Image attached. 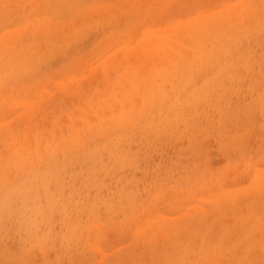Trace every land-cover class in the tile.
Masks as SVG:
<instances>
[{
    "label": "rangeland",
    "instance_id": "rangeland-1",
    "mask_svg": "<svg viewBox=\"0 0 264 264\" xmlns=\"http://www.w3.org/2000/svg\"><path fill=\"white\" fill-rule=\"evenodd\" d=\"M0 264H264V0H0Z\"/></svg>",
    "mask_w": 264,
    "mask_h": 264
},
{
    "label": "bare ground",
    "instance_id": "bare-ground-1",
    "mask_svg": "<svg viewBox=\"0 0 264 264\" xmlns=\"http://www.w3.org/2000/svg\"><path fill=\"white\" fill-rule=\"evenodd\" d=\"M177 31H179V30H177ZM177 31H176V32H177ZM182 31H183V30H182ZM180 32H181V31H180ZM185 32H186V31H185ZM183 33H184V32H183ZM183 33H181V35H184ZM173 35H174V34H173ZM178 35H179L178 37L181 36L179 33H178ZM169 36H171V35H169ZM169 36H168V37H169ZM165 37H166V35L164 36L163 39H165ZM171 37H172V36H171ZM171 37H170V38H171ZM163 50H164V49H163ZM168 54H169V53L167 52V55H168ZM171 72H172V70H171ZM171 72H169V73H171ZM169 73H168V75H169ZM169 78H171V76H169V77L167 78V80H169ZM134 87H135V86H134ZM135 88H137V86H136ZM135 90H136V89H135ZM138 101H139V100H138ZM128 104H129V103H128ZM133 105H134V104H133ZM127 107H128V106H127ZM130 110H131V109H130ZM153 110H154V109H153Z\"/></svg>",
    "mask_w": 264,
    "mask_h": 264
}]
</instances>
